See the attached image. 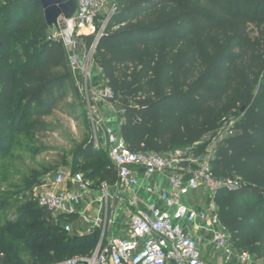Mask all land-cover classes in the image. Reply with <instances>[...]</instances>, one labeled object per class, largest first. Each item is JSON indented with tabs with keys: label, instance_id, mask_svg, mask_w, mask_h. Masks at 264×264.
<instances>
[{
	"label": "trees",
	"instance_id": "trees-1",
	"mask_svg": "<svg viewBox=\"0 0 264 264\" xmlns=\"http://www.w3.org/2000/svg\"><path fill=\"white\" fill-rule=\"evenodd\" d=\"M116 1L119 11L94 60L120 108L121 136L133 152L164 153L194 144L239 113L237 133L219 146L213 170L239 175L245 185L219 193V214L233 245L264 264V0ZM48 31L40 0L0 6V160L12 154L17 135L47 132L42 119L75 90L67 51L47 40ZM83 41L90 46L93 37ZM101 152L91 143L76 158L85 159L87 178L112 185L116 170ZM42 178L29 179L26 190ZM30 203L34 217L21 235L40 247L34 264L94 248L97 231L72 235L50 222L49 210ZM5 250L0 264H17L18 253L12 258Z\"/></svg>",
	"mask_w": 264,
	"mask_h": 264
},
{
	"label": "built area",
	"instance_id": "built-area-1",
	"mask_svg": "<svg viewBox=\"0 0 264 264\" xmlns=\"http://www.w3.org/2000/svg\"><path fill=\"white\" fill-rule=\"evenodd\" d=\"M77 2L73 17L63 18L59 33L49 29L47 40L67 51L75 84L84 91L93 121L91 142L107 156L117 178L112 185L102 182L95 187L85 174L68 168L47 173L32 189L33 200L49 210L56 223L62 222L66 232L71 233L73 225L61 216L72 215L90 225L91 232L97 231L88 255L50 264H251L254 256L233 245L217 200L222 190L235 192L245 183L239 175L220 177L213 170L219 146L237 133L241 115L224 117L217 129L184 148L164 153L131 151L120 132L105 121L103 106L114 109L113 90L104 77L100 85L89 68L119 5L116 0ZM84 36L93 37L90 46ZM95 192L98 197L89 201ZM201 192L206 196L204 206L192 199ZM195 231L206 233V238H198ZM88 233L79 229L76 234ZM207 250L216 261L205 258Z\"/></svg>",
	"mask_w": 264,
	"mask_h": 264
},
{
	"label": "rangeland",
	"instance_id": "rangeland-1",
	"mask_svg": "<svg viewBox=\"0 0 264 264\" xmlns=\"http://www.w3.org/2000/svg\"><path fill=\"white\" fill-rule=\"evenodd\" d=\"M6 1L0 0V6ZM22 40L20 38L17 42L20 52H23V47L20 44ZM89 68L98 77L99 84L103 85L104 76L98 70L97 65L91 62ZM84 98V91L80 92L76 86L74 91L72 89L65 98L57 103L49 116L42 119V122L47 125V132L37 133L33 136L17 135L12 154L0 160V247L6 248L12 258L17 257L12 255L17 252L18 258H15L17 264H34L32 258L34 248L40 249V247L31 248V244L26 243V238L21 235L23 229L34 217L29 206L33 201L32 194L26 190L28 180L37 175L42 178L47 173L68 168L74 170L77 167L80 169L77 171L85 174L82 171L85 159L81 156L76 158V154L92 143L94 127L86 110ZM119 109L115 104L114 109L109 112L117 118ZM238 115L240 114L233 113L229 118ZM101 159L104 160V157ZM87 163L95 165L92 161ZM93 181L95 187L100 184L98 178H94ZM192 199L198 205H206V196L203 192ZM50 222L53 225H63L62 222L56 223L52 215ZM71 224L73 225L71 234L79 235L76 233H79L78 225H82V223L76 220L71 221ZM17 233L20 236L16 237ZM6 250L4 252L8 255ZM251 264H263V262L255 257Z\"/></svg>",
	"mask_w": 264,
	"mask_h": 264
},
{
	"label": "water",
	"instance_id": "water-1",
	"mask_svg": "<svg viewBox=\"0 0 264 264\" xmlns=\"http://www.w3.org/2000/svg\"><path fill=\"white\" fill-rule=\"evenodd\" d=\"M49 29L60 32L63 18H71L78 9L77 0H40Z\"/></svg>",
	"mask_w": 264,
	"mask_h": 264
},
{
	"label": "crops",
	"instance_id": "crops-1",
	"mask_svg": "<svg viewBox=\"0 0 264 264\" xmlns=\"http://www.w3.org/2000/svg\"><path fill=\"white\" fill-rule=\"evenodd\" d=\"M100 72H101V70L100 69H98ZM80 77V74L77 76V78H79ZM104 108H103V110H105L106 112H105V121H106V123L108 124V125H110V126H112L114 129H116L115 131H119L120 132V128H121V124H122V122H123V120L120 118V116H117V118L116 117H114L113 116V114H111L109 111H112L110 108H109V105H104L103 106ZM119 112V111H118ZM90 179V178H89ZM92 182H94L93 181V179H90ZM99 183H102V182H99ZM98 197V193L97 192H95V193H93L90 197H89V201L90 200H92V199H94V198H97ZM87 203V202H86ZM85 203V204H86ZM92 216H93V213L91 212L90 213ZM72 216H74V220L73 221H76V220H78V221H80L79 219H78V215H72ZM70 217V216H69ZM81 222V221H80ZM78 229H80V230H84L85 232H90V233H88V234H91V233H93V232H91V230H92V227L90 226V225H86V224H82V225H78ZM195 235L198 237V238H206V233H202V232H196L195 231ZM203 254H204V256H205V258L207 259V260H210V261H216V260H214L213 258H212V254H211V252L210 251H203Z\"/></svg>",
	"mask_w": 264,
	"mask_h": 264
}]
</instances>
